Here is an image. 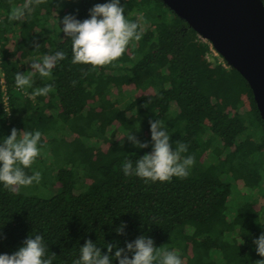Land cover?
I'll use <instances>...</instances> for the list:
<instances>
[{
  "label": "trees",
  "instance_id": "obj_1",
  "mask_svg": "<svg viewBox=\"0 0 264 264\" xmlns=\"http://www.w3.org/2000/svg\"><path fill=\"white\" fill-rule=\"evenodd\" d=\"M23 2L0 0V77L6 85L4 90L0 83V143L16 128L39 130L38 146H46L54 141L41 124L50 133L63 120L74 154L64 158L55 148L65 162L50 197L13 193L0 183V254L11 255L40 234L49 256L55 253L53 264H73L89 239L103 253L111 243L118 264L116 248L145 236L160 249L176 232L180 248L192 252L186 264H212L219 251L232 264L254 263L251 251L264 233V122L243 75L225 59V65L208 59L211 42L164 0H120L142 38L102 67L71 62L72 41L57 19L71 14L83 21L95 4L109 0H45L23 20L9 21L11 9ZM57 51L67 58L51 79L31 69L32 62ZM17 72L30 74L32 87L17 88ZM47 84L54 86L47 96L30 98ZM156 119L173 148L188 145L182 157H195L187 178L145 182L124 174L125 160L135 167L152 151L149 121ZM132 133L149 146H135L127 139ZM232 184L240 200L229 208ZM121 225L123 234L117 232Z\"/></svg>",
  "mask_w": 264,
  "mask_h": 264
},
{
  "label": "clouds",
  "instance_id": "obj_2",
  "mask_svg": "<svg viewBox=\"0 0 264 264\" xmlns=\"http://www.w3.org/2000/svg\"><path fill=\"white\" fill-rule=\"evenodd\" d=\"M45 3V0H24L20 6H14L8 16L9 21H21L30 15L34 6ZM90 18L83 21L69 14L63 18L62 31L72 41V63L102 67L119 59L126 51L129 43L142 38V30L138 22L126 18L125 7L120 0H109L107 3H97L90 10ZM221 56V55H220ZM67 58V53L57 51L54 55H45L42 61L31 63V69L39 73L41 78H52L54 67ZM224 59V58H223ZM75 84V81H73ZM17 88L32 87L31 76L17 72L15 75ZM54 90L52 84L35 89L30 98L47 96ZM147 107V104L145 105ZM7 111V108H6ZM152 151L145 153L135 161L127 159L122 164V170L127 176H137L145 182H170L174 177L184 179L190 174V168L195 164V157L182 153L188 151V145L177 143L173 148L171 137L160 120H151ZM42 139L39 130L35 132L11 130V135L0 143V183L13 193H18L22 187L39 183L40 172L28 175L25 169L30 168L40 156L38 146ZM127 139L139 148H147L148 142L140 141L133 133ZM125 225L117 232L124 233ZM257 253L264 257V233L257 240ZM107 253H103L91 239L80 247L79 258L73 264H113V245L107 244ZM129 253L132 255L129 256ZM115 260L118 264H183L180 255L175 251H165L155 247L150 237L140 236L127 242L126 248H116ZM55 253L48 254V246L40 234L29 236L23 246L13 254H0V264H53ZM264 264V260L256 261Z\"/></svg>",
  "mask_w": 264,
  "mask_h": 264
},
{
  "label": "water",
  "instance_id": "obj_3",
  "mask_svg": "<svg viewBox=\"0 0 264 264\" xmlns=\"http://www.w3.org/2000/svg\"><path fill=\"white\" fill-rule=\"evenodd\" d=\"M249 83L264 122L262 0H164Z\"/></svg>",
  "mask_w": 264,
  "mask_h": 264
},
{
  "label": "rangeland",
  "instance_id": "obj_4",
  "mask_svg": "<svg viewBox=\"0 0 264 264\" xmlns=\"http://www.w3.org/2000/svg\"><path fill=\"white\" fill-rule=\"evenodd\" d=\"M66 16V14L61 15L58 17L57 21H58V25L63 27V18ZM49 28H52V26L48 23ZM210 57H217V58H223L222 56H216V55H210ZM29 76H31L29 74ZM41 118L43 120H45V115H43L41 113ZM46 122L43 121V123L41 124V129H44L46 132V136L47 139L54 141V143H49L47 142V144H45L46 146H40V150H41V154L40 156L37 157L36 161L33 163V165L28 168L25 169L26 173L28 175H32L35 172H40L42 179L39 183H33L31 186L28 187H22L19 190L26 194V195H30V196H36V197H50L52 196L56 191H58V186L55 185V182L57 180L56 175H57V169L60 167L61 164H63L65 162L64 158H66V156L69 157L70 154H74L72 148H73V144L74 141L71 142L70 138H68V136H70V125L66 122H64L63 120L59 121L57 124L55 123V125L53 127H51V132L48 133L49 131L47 130V126L45 125ZM53 135V137L55 138L56 136L60 137L59 139H52L53 137L51 136ZM66 135V136H63ZM62 136V137H61ZM87 146V148L91 147V143L89 142L88 144H85ZM78 146V145H77ZM72 147V148H71ZM59 149L62 152H64L63 156L62 154L55 150ZM67 154V155H66ZM232 195L229 201V208H232L233 206H236V203L238 204L239 202V198H240V194L239 192L236 190V188L234 187V185L232 184ZM259 192L252 194V199L253 200H258L259 199ZM231 206V207H230ZM176 234V232H175ZM174 234V238L176 239V236ZM171 239V241L166 244L163 248H160L161 250H165L166 247L169 246V248H167L165 251H175L177 252L182 261L183 264H186L187 261H189L190 257L192 256V252L189 251L186 248H180V246L178 245L177 240ZM171 246V247H170ZM222 252L219 251V253L217 252L215 257L210 259L212 264H232L229 261L227 262L226 258L224 257V255L222 256L221 254ZM251 253L256 254L255 258H254V263H249V264H256V261L258 260H264V257L260 256L256 250H252Z\"/></svg>",
  "mask_w": 264,
  "mask_h": 264
},
{
  "label": "built area",
  "instance_id": "obj_5",
  "mask_svg": "<svg viewBox=\"0 0 264 264\" xmlns=\"http://www.w3.org/2000/svg\"><path fill=\"white\" fill-rule=\"evenodd\" d=\"M211 51H212V55L219 56V53L214 49L213 46H211ZM208 59H211V57L208 56ZM219 61L225 65V62H224V59L223 58H220ZM0 83L2 85V89L5 90L6 89V85H5L4 78L2 76L0 77ZM5 99H7V96H5Z\"/></svg>",
  "mask_w": 264,
  "mask_h": 264
}]
</instances>
